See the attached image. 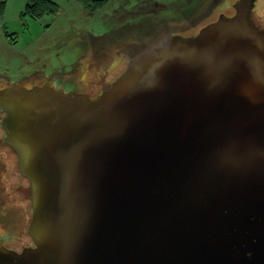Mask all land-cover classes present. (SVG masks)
<instances>
[{"label": "water", "instance_id": "water-1", "mask_svg": "<svg viewBox=\"0 0 264 264\" xmlns=\"http://www.w3.org/2000/svg\"><path fill=\"white\" fill-rule=\"evenodd\" d=\"M232 5L93 98L0 78L33 241L0 264H264V0Z\"/></svg>", "mask_w": 264, "mask_h": 264}, {"label": "rangeland", "instance_id": "rangeland-1", "mask_svg": "<svg viewBox=\"0 0 264 264\" xmlns=\"http://www.w3.org/2000/svg\"><path fill=\"white\" fill-rule=\"evenodd\" d=\"M55 12L34 18L0 19V78L25 81L44 72L70 92H98L169 29L187 26L212 0H111L91 12L81 0H51ZM230 0H219L214 12ZM264 13V10H263ZM195 20V19H194ZM108 63L109 69L104 70ZM0 159V167H1ZM14 171L8 158L2 166ZM2 167V168H3ZM0 182V238L6 245L28 240L30 206L6 177Z\"/></svg>", "mask_w": 264, "mask_h": 264}, {"label": "flooded vegetation", "instance_id": "flooded-vegetation-1", "mask_svg": "<svg viewBox=\"0 0 264 264\" xmlns=\"http://www.w3.org/2000/svg\"><path fill=\"white\" fill-rule=\"evenodd\" d=\"M259 1V0H258ZM219 0H212V3L210 5V7L207 9L206 12H201V14H199L196 18H194L190 23H188L187 26H183V27H179L177 29H173L171 32L168 31L166 32L167 34L165 35H162L160 36L158 39H156V41L152 44L151 47L147 48V49H151V48H154V47H157L158 45H161V44H164L166 43L167 41H169V38L173 37V36H183V37H186V38H189L191 36H194L196 35L201 29H202V26L206 25V24H209L211 22H213L214 20L218 19V17L221 15V14H226V15H229V16H232L234 14V5H232L230 8L231 9H227V10H223L222 12H219L218 14H215L214 12V9H215V5H218L216 3H218ZM229 10V11H228ZM256 10V9H255ZM255 13V11L253 12V14ZM254 17V20L256 21V23L262 25L258 20H256V16L255 14L253 15ZM262 27H264V25H262ZM147 51V50H145ZM145 51H142L140 54H137L136 56H131L128 54V56L126 55V59H127V65L125 66V68L123 70L120 71V73L116 74L114 79L112 81H114L118 76H120V74H122V72L125 71V69L127 68V66L129 65L128 63L134 59H136V57H138L139 55H141L142 53H144ZM108 63L106 65H104V70L106 71L107 69H109L108 67ZM37 76L35 78H31L32 80L29 82V83H25V84H21L19 81H16L19 85L21 86H27V84H30V86H33V85H42L46 82V77L45 76H40L38 74H36ZM53 79V78H52ZM55 80V79H54ZM112 81H106L104 83L103 86H101V89L91 95V94H88L86 92H84L83 90L82 91H79V90H76V89H73L71 91H77V92H80V93H84L85 95H87L88 97H91L93 98L94 96L98 95L102 89H104V87H106L109 83H111ZM11 82V81H10ZM56 82V80H55ZM9 83V82H8ZM8 83H5L3 85H6ZM56 84L58 85V82H56ZM1 83H0V86H3ZM60 85V84H59ZM58 85V86H59ZM61 86H64V85H61ZM65 87V86H64ZM67 90V89H66ZM3 117V115H2ZM1 117V118H2ZM0 118V119H1ZM1 128V127H0ZM2 129H1V135H0V159L1 161V167H0V182L1 184L3 185V183L5 184V180H6V177H7V174H8V171H7V166L5 165L4 167L2 166V163H4L8 158H7V150H8V147L10 148V150H12L14 152V150L8 146L7 144H4L3 141H2ZM16 157V155H15ZM17 162H18V158H17ZM18 166V169H19V165ZM3 167V168H2ZM20 170V169H19ZM21 172V171H20ZM22 175V174H21ZM28 181V180H27ZM29 183V182H28ZM1 206H0V213H1ZM2 216L0 215V218ZM31 219V217H30ZM30 222V220H29ZM29 224V223H28ZM28 234V233H27ZM29 236V235H28ZM0 242L5 245L7 248H13L15 249L16 251L18 252H21V250L26 247V246H32L33 245V241L31 239V237L29 236L28 237V240H26L25 242L21 243L20 244V247H16V245H13V246H8L6 245L5 241H3L1 238H0Z\"/></svg>", "mask_w": 264, "mask_h": 264}, {"label": "trees", "instance_id": "trees-1", "mask_svg": "<svg viewBox=\"0 0 264 264\" xmlns=\"http://www.w3.org/2000/svg\"><path fill=\"white\" fill-rule=\"evenodd\" d=\"M84 7L91 12L100 10L101 7L109 3L111 0H81ZM56 4L51 0H28L26 5V14L32 16H42L47 12H55Z\"/></svg>", "mask_w": 264, "mask_h": 264}, {"label": "crops", "instance_id": "crops-1", "mask_svg": "<svg viewBox=\"0 0 264 264\" xmlns=\"http://www.w3.org/2000/svg\"><path fill=\"white\" fill-rule=\"evenodd\" d=\"M28 0H0V19L30 17L26 14Z\"/></svg>", "mask_w": 264, "mask_h": 264}]
</instances>
